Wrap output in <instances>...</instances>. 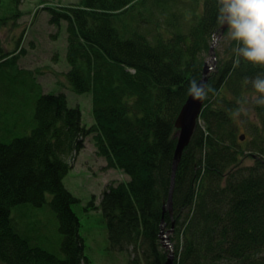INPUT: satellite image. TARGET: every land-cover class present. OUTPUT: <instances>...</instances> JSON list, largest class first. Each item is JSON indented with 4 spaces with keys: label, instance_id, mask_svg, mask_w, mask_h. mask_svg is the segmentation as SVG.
<instances>
[{
    "label": "trees",
    "instance_id": "1",
    "mask_svg": "<svg viewBox=\"0 0 264 264\" xmlns=\"http://www.w3.org/2000/svg\"><path fill=\"white\" fill-rule=\"evenodd\" d=\"M24 1L9 0L11 7L0 0V24ZM47 12L52 25L68 26L65 77L74 94L90 95L94 125H83L80 107H69L64 93L44 94L35 75L16 71V58L4 61L9 56L0 48V262L93 264L73 210L79 200L64 180L72 169L66 159L95 137L105 170L129 179L110 183L94 205L110 250L138 253L128 264L165 263L162 219L175 224L174 264H264V107L249 100L246 115L233 114L237 101L254 94L245 78L264 68L241 59L233 69L234 42L214 50L208 85L216 94L205 99L178 165L173 214L163 213L177 145L174 122L220 33L217 0H84ZM6 85L20 95H5ZM235 119L253 135L245 147ZM248 157L253 166H244Z\"/></svg>",
    "mask_w": 264,
    "mask_h": 264
},
{
    "label": "rangeland",
    "instance_id": "2",
    "mask_svg": "<svg viewBox=\"0 0 264 264\" xmlns=\"http://www.w3.org/2000/svg\"><path fill=\"white\" fill-rule=\"evenodd\" d=\"M1 1L12 7L9 0ZM83 1L25 0L18 12L12 11V13L6 14L8 19L0 24V48L9 56L4 61L16 58L14 64L16 71L25 70L35 75L37 83L43 87L44 94H48L50 91L64 93L71 107H80L83 125L89 128L94 125L90 95L77 96L74 94L65 77L70 69L67 61L68 26L66 23L61 26L52 25L51 17L47 12V8L78 6ZM214 39H217L214 49H217L219 42L223 41L218 49L220 51L224 50L227 39L223 40L218 36ZM213 57L211 53L207 56L206 62L209 66L216 64V57L215 60ZM2 72L3 68L0 66V79ZM10 76L13 78L12 71H10ZM19 79L24 82L29 81L27 75H21ZM16 83L19 86V82ZM40 85L38 86L41 88ZM6 87L11 89L7 93L5 92L7 96L14 95L17 97L21 93L20 88H12L10 85H6ZM0 96L1 108L5 102L3 92ZM246 118L251 122H257L255 117L248 116ZM235 121L239 126L237 128L238 141L242 147H245L253 140V135L243 127L238 119H235ZM241 137H244L243 140H241ZM94 138L88 139L85 151L66 159L72 169L65 178L64 183L79 200L77 204L73 205V210L81 221V235L85 240V255L93 264H125L126 261L123 259L125 254L110 250L103 215L100 210L95 209V206H100L102 191L110 183L128 181L129 179L118 170H105L106 163L104 159L97 158L95 153L96 140ZM244 161V166L254 165V161L250 157ZM53 219L55 220L54 216ZM172 242L175 243L173 240ZM125 257L127 258V256ZM0 264L3 263L0 262Z\"/></svg>",
    "mask_w": 264,
    "mask_h": 264
},
{
    "label": "clouds",
    "instance_id": "3",
    "mask_svg": "<svg viewBox=\"0 0 264 264\" xmlns=\"http://www.w3.org/2000/svg\"><path fill=\"white\" fill-rule=\"evenodd\" d=\"M217 7L216 24L220 30L226 29V39L235 43L233 69L239 67L241 59L264 68V0H217ZM220 34L225 35L223 31ZM244 83L251 86L254 94L237 101L240 107L233 113L237 117L247 114L249 100L264 107V73L246 77ZM209 93L215 95L216 90L196 79L190 81L188 95L193 99L203 101Z\"/></svg>",
    "mask_w": 264,
    "mask_h": 264
},
{
    "label": "water",
    "instance_id": "4",
    "mask_svg": "<svg viewBox=\"0 0 264 264\" xmlns=\"http://www.w3.org/2000/svg\"><path fill=\"white\" fill-rule=\"evenodd\" d=\"M223 31L224 33L226 32V29L220 30ZM219 33L218 38L221 37V34ZM217 43V39H214L211 47H210V52L214 57L215 60V55L214 53V46ZM216 64L213 66H209V64H205L202 72L201 79L198 81L199 83L205 84L206 81V76L209 74L210 71L213 70V67H215ZM203 101L200 100H195L192 98V96H188L185 103L181 107V110L179 111L175 122H174V127L177 130L176 132V138H177V145L175 148V153H174V158H173V163H172V173H171V185H170V192H169V197L166 205L163 208V213H167L169 211V214L172 216L173 210V193H174V188H175V176H176V171L178 168V165L180 163V160L182 158L184 149L189 145L192 136L196 130V126L199 122V118L201 115L202 111V105ZM244 137H241V140H243ZM172 244V243H171ZM167 245H170V242L167 241ZM165 264H174V260L172 257H169Z\"/></svg>",
    "mask_w": 264,
    "mask_h": 264
},
{
    "label": "bare ground",
    "instance_id": "5",
    "mask_svg": "<svg viewBox=\"0 0 264 264\" xmlns=\"http://www.w3.org/2000/svg\"><path fill=\"white\" fill-rule=\"evenodd\" d=\"M209 51H210V49H209ZM213 54H215V51ZM206 77L207 78H206L205 84L208 85L210 82L209 74ZM203 105H204V102H203ZM203 105H202V110H203ZM69 107H71V106H69ZM72 108H74V107H72ZM201 113H202V111H201ZM185 149H184V151H185ZM172 210H173V206H172ZM174 231H175V224L173 221L171 222V226L169 227L167 225V222L165 219L161 220L159 237H160V241H161V245H162L161 247L163 248V250L165 252V257H166L165 262L167 261V259L169 257H172L173 260L177 258V253H176V248H175L176 238L174 240ZM171 238L175 242V244L172 242ZM167 241L170 242V245H167ZM123 253L125 254V256H127V258L129 257V259H127L125 256H123V259L126 261V262L123 261L125 264L131 263V261L136 259L135 257L138 255L137 252L134 253V249H132V248H129V249L126 248L125 251H123Z\"/></svg>",
    "mask_w": 264,
    "mask_h": 264
}]
</instances>
